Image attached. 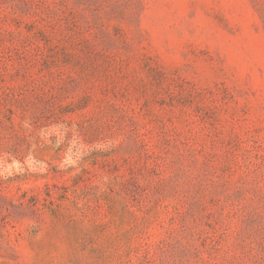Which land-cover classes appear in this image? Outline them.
I'll return each instance as SVG.
<instances>
[{"label": "rangeland", "instance_id": "1", "mask_svg": "<svg viewBox=\"0 0 264 264\" xmlns=\"http://www.w3.org/2000/svg\"><path fill=\"white\" fill-rule=\"evenodd\" d=\"M0 264H264V0H0Z\"/></svg>", "mask_w": 264, "mask_h": 264}]
</instances>
